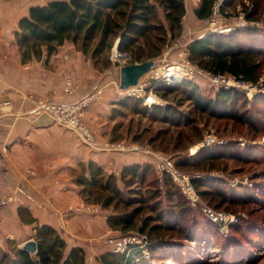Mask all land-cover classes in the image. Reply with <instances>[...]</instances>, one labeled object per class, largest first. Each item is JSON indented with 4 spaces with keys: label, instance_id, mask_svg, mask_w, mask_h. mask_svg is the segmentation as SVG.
Here are the masks:
<instances>
[{
    "label": "trees",
    "instance_id": "trees-1",
    "mask_svg": "<svg viewBox=\"0 0 264 264\" xmlns=\"http://www.w3.org/2000/svg\"><path fill=\"white\" fill-rule=\"evenodd\" d=\"M237 1L243 3V0ZM249 1L252 8L245 5L248 11L246 8L242 11L247 20L257 21L264 12V0ZM214 2L199 0L193 9L195 17L200 20L210 17ZM234 4L235 0L224 1V6L234 7ZM184 14V0H49L29 6L26 15L17 21L13 36L22 63L39 60L44 52L48 57L64 42H71L94 66L99 57L109 61L106 53L117 38L119 51L129 53L131 62H143L160 57L166 45L180 36ZM261 33L249 27L227 34L207 33L187 45V57L212 74H228L256 83L264 58V34ZM213 89L212 93L204 92L197 80L192 79L169 85L156 82L154 92L165 104H145L142 98L125 96L110 104L111 117L120 109L131 111L137 120L127 123L123 135L129 139L126 144L163 152L178 150L181 144H184L181 149L192 144L201 130L199 123L229 121L252 136L264 135V94L256 93L249 101L235 88ZM115 130H111L108 141L125 143L121 139L112 140L114 135L111 137V134ZM143 153L151 162L128 163L118 174L106 171L91 160L80 163L74 172L81 198L87 204L99 205L107 211L106 223L111 230L146 235L150 259L153 260L154 256L158 261L171 258L175 264L198 262V251L206 249L215 239L221 241L220 257L229 263L244 257L250 249L264 245V227H252L244 222L245 230L241 231L239 216L237 223L230 226L228 236L224 237L216 223L201 211V205H190L170 175L158 178L151 156ZM262 156L264 148L240 147L229 141L203 146L192 155L172 159L178 171L192 174L193 171H223L227 166L225 160L247 164ZM258 178L264 179L263 175L253 179ZM191 184L200 203L215 210L233 213L236 203L242 206L264 204V185L260 183H254L251 189H245L246 185L230 188L222 177L204 176L192 179ZM239 187L245 194L240 202L236 197ZM259 207L252 214L248 210L249 216L258 213ZM195 211L202 215L203 224ZM17 212L22 222H36L25 208L19 207ZM166 237L193 242L194 246L180 242L177 252L169 244L163 245ZM34 239L37 242L35 256L19 248H13V255H10L0 248V264L84 262L83 248L68 249L60 234L50 225L36 223ZM190 248L197 250L198 256L188 258L187 262L185 256ZM131 257L113 253L109 248L98 260L100 264H129Z\"/></svg>",
    "mask_w": 264,
    "mask_h": 264
},
{
    "label": "crops",
    "instance_id": "crops-1",
    "mask_svg": "<svg viewBox=\"0 0 264 264\" xmlns=\"http://www.w3.org/2000/svg\"><path fill=\"white\" fill-rule=\"evenodd\" d=\"M46 2L0 0V246L8 239L14 248L30 239L35 241L36 223L47 224L60 234L68 249L83 248V263L100 264L98 257L109 251L104 238L116 235V231L107 226L105 210L97 217L65 210L68 205L83 200L74 172L80 163L91 160L118 174L124 165L148 158L137 146H134L136 152L127 153L103 149L109 138L104 133L108 125L107 109L102 110L104 114H98L95 103L85 111L94 136V144L88 145L48 113L35 112L33 102L22 96L31 92L44 99L56 90L54 96L46 99L71 102L86 96L99 83L90 59L71 42H64L48 57L44 52L41 59L27 63L21 62L15 42H3L13 35L17 21L26 15L29 6ZM184 3L181 34H186L190 41L196 34L201 35V20L193 14L198 2ZM67 79L76 88L65 97L59 90ZM103 93L112 97L110 90ZM19 207L25 208L36 222H22L17 212Z\"/></svg>",
    "mask_w": 264,
    "mask_h": 264
},
{
    "label": "built area",
    "instance_id": "built-area-1",
    "mask_svg": "<svg viewBox=\"0 0 264 264\" xmlns=\"http://www.w3.org/2000/svg\"><path fill=\"white\" fill-rule=\"evenodd\" d=\"M184 1L193 3L199 2V0ZM224 1L225 0H215L216 3L214 2L215 4L213 5V12L211 16L201 19V29L204 35L206 33L212 32L227 34L237 29H243L256 25L254 21L246 19L243 11H238L237 15L234 17H226L225 13H220V7H224ZM187 39L188 36L182 33L176 39V41H172L171 43L167 44L163 52L162 60L158 61V63H156V65L148 73L142 76L136 86L130 87L124 91L119 90L120 94L142 98L145 104H152L155 103V101L151 102L149 101V98L151 96H157L153 94V91L151 89H149V91H145V88L147 87L149 82H163L169 85L179 82L183 79H193L197 77L196 75H200V77H202L203 79L205 78L206 85L213 88L224 87L246 89L248 87H252L251 83L243 80L240 77L236 78L228 74H212L190 62L187 57V45L189 43V40ZM174 47H178L175 49H178L179 51V53H177L178 56H176L175 60H164V57ZM110 59L118 68L127 64L134 63L131 62V56L129 53L121 52L118 49H114L112 51ZM75 88L76 86L72 82V80L67 79L65 81L62 93L63 95L69 96L74 92ZM254 92H263V90L257 88L254 89ZM101 94L102 88H95L94 91L86 94V96L82 97L81 100L77 102H64L60 104L45 103L42 101L43 98L32 93H26L24 94V97L33 102L35 112H47L56 123L65 127L66 129L76 132L83 142L88 145H92L94 143V136L83 123L82 119L84 117L85 110L82 111L81 108L83 106H86L89 101L100 97ZM156 103L163 104L165 102L159 99V102ZM217 142L219 141H216L215 137L212 134L207 133L204 136L203 144L214 145ZM237 144H239L240 146H244L245 142L243 140H240L239 142H237ZM103 147L108 150L120 151L136 149L134 146L125 145L123 142H105L103 144ZM144 152L151 156L152 164L156 170L158 178L162 179L165 174L170 175L172 181L180 188L182 193L189 200L190 205L193 207L201 205L200 208L204 215L209 220L216 223L219 232L223 236H226L229 232L230 226L237 223V215L223 210H215L211 207L201 204L191 184V180L194 178L213 176L214 174L203 175L199 173L189 174L180 172L174 167L173 160L170 157L162 153H154L148 148L144 149ZM98 209V206L87 204L83 200H79L77 203L67 207V210L71 212H86V210L97 211ZM106 244L107 246H109L110 250L113 253H124L126 256H132V264H140L142 259L147 260L148 264H152L149 252V241L147 236L144 234L129 232L126 234H120L118 236H110L107 237Z\"/></svg>",
    "mask_w": 264,
    "mask_h": 264
},
{
    "label": "rangeland",
    "instance_id": "rangeland-1",
    "mask_svg": "<svg viewBox=\"0 0 264 264\" xmlns=\"http://www.w3.org/2000/svg\"><path fill=\"white\" fill-rule=\"evenodd\" d=\"M47 1H49V0H47ZM243 3H244V5H243ZM243 3H240L239 1L235 0L234 7L225 5L224 7H220L219 12L222 14L225 13L226 17H234L237 15L238 11L240 12V11L244 10L245 8L248 11V8L246 6H248L249 8L250 7L252 8V4L249 0H243ZM223 4H224V2H223ZM252 21H254V20H252ZM254 22L256 23V25L249 27V28L250 29L256 28V30L261 31L262 32L261 34L263 35L264 34V12H262L260 15V18ZM243 29H245V28H243ZM200 30H201V35L196 34V36L191 37L189 43L196 37L204 36V34L202 33V29H200ZM174 41H176V40H174ZM3 42H15L14 36L12 35L11 37H6L5 41H3ZM115 42L113 43L112 48L109 51H107V53H106L107 58H108L107 60H109V61H105V57L102 56V57H99L98 61H96L94 64V69L96 70L97 79H98L99 83L92 89V91H94L95 88H102V94L100 97L89 101L86 104V106H83L81 108V110L86 111V108L88 106H90V104L92 105L93 103H95L94 106H95L97 113L99 112V113L104 114V111L102 112V110L107 109L108 125H107V129L104 132L105 135H107L110 138V132L114 128L116 130L114 131L115 133L111 134V137H112V135H114L112 137V140L115 138L114 140L120 141V139H121V140L125 141L124 144L127 145L126 141H129V139H127V138H125V136H123V135H125V129H126L127 123H129V120H137V116L134 115L128 109H120L119 111L116 112V115L111 117V111H110L111 106H110V104L113 103V101H115L121 97H125V95L120 94V91L118 88V85H119V68L117 66H115L110 59L112 51L114 49H117V46H115ZM175 48H178V47H174L172 50H170L168 52V54L164 57V60H166V59L168 61H174L175 60L176 56H178L177 53H179L178 49H175ZM16 51H17V48H16ZM162 57H163V55L160 56L159 61L162 60ZM260 70H261L260 76H259L258 81L256 83L247 81V82L252 84V87H248L246 89H237L240 92H242L246 96L247 100H249V101H251L252 97L257 93V92H254V89L259 88V89L263 90V92H258V93L264 94V86H263L264 58L262 60ZM196 76L197 77L193 78L192 80L193 81L197 80L198 85L202 88V90L204 92L212 93L214 91L213 87H209L206 85L205 78L203 79L202 77H200V75H196ZM64 84H65V82H64ZM155 86H156V82L151 81L148 83L147 87L145 88V91H149V89H151L153 91V94H155V92H154ZM105 89L110 90V92H111L110 94L112 97H109V96L107 97L104 95L103 92L105 91ZM62 90H63V88L61 87V90H59L60 91L59 93L61 95H63ZM56 93H57L56 90H52V91H50V94L48 95V97L54 96ZM32 94H34V93H32ZM22 96H24V95H22ZM63 96L67 97L66 95H63ZM48 97H46V98H48ZM46 98L42 99V101L45 103H53V104L64 103L63 102L64 100L55 101V100H52L51 98L48 100ZM79 100H81V98L76 100V101H71V102H77ZM157 100L159 102L158 98H157ZM105 104H106V106H105ZM155 104H157V103L155 102ZM38 112H44V111H38ZM85 114H86V112H85ZM85 114H84V117L82 120H83L84 125L91 132V130H90V128L86 122ZM199 128L201 130L198 133L199 134L198 138L196 140H193L192 144H190L187 148L184 147L183 149H181V147H183V145H184V144H181L178 147L179 148L178 150H175L172 152H169V151L163 152V151H160L158 149H156V150L151 149V150L154 153H160V154L162 153V154L170 157L171 159H172V157L174 159H181L185 156L192 155L200 147L209 146V145L203 144L204 143V136L207 133L212 134L215 137L216 141L217 140L219 141L216 144L210 145V146L225 144L229 141H234L237 143L240 140H243L245 142L244 146H249L252 149L256 148V146H257V148L258 147L264 148V135L252 136L251 134L245 133L246 132L245 130H243L242 128H239L238 126L233 125L229 121H226V122L222 121V122H218V123L216 122V124L215 123H209V124L208 123H199ZM109 138H108V140H109ZM220 141H222V142H220ZM107 142L110 143L112 141H107ZM129 145L135 146L132 144H129ZM240 147H242V146H240ZM103 149L106 151H109L111 153L136 152L135 149L134 150H124V151L108 150L105 147H103ZM139 149L141 152L144 151L143 147H139ZM140 154H142V153H140ZM147 161L151 162L150 160H147ZM248 162L249 163H247V164H240V163L231 162L229 160H225L224 163H226L227 166L223 167V171H220V170L219 171H211V172L193 171L192 174H195V173H199V174H203V175H205V173H208V175L214 174L213 176L222 177L225 180V182H227L230 185V188H237L238 185H240V186L246 185L245 189H247V188L251 189V186L254 183H260V184L264 185V179H261V178L253 179L255 176H260V175H263V178H264V157L262 156V157L256 159V161L250 160ZM208 171H210V170H208ZM28 173H30V171H28ZM236 190H238L239 192H237ZM236 190H235L236 191V197L239 199L238 201L240 202L242 200L241 196H245V194H242V193H244V191L243 192L240 191L241 190L240 187ZM71 205H73V204H71ZM92 205H95V204H92ZM68 206H70V205H68ZM96 206H98V208H99L97 211H87L86 210V212H82V213H86L92 217H97V216L101 215L103 213L102 212L103 209H101L99 205H96ZM67 207L65 208V210L67 212L75 213V214L81 213V212L68 211ZM258 207L260 208L257 210L258 213H256V214L253 213L254 215H252L250 217L248 210L252 214V212H254V210L257 209ZM195 209L199 210L198 208H195ZM234 210L235 211L233 212V214H235L241 218V225H240V226H242L241 231L245 230L244 229L245 225L243 224L244 222L252 224V227H255V226L264 227V215H262V214H264V204L242 206L241 203H238V204L236 203V205L234 206ZM195 212L199 216L200 224H203L204 219H203L202 215L198 211H195ZM230 213H232V212H230ZM120 234L121 233L116 232V235L106 236L104 238L105 243L107 241V237L118 236ZM228 234H229V232H228ZM228 234L226 236H228ZM166 239L167 240L165 243H163V245L168 246V244H169V246L174 251H177V252L179 251L180 242H181V244H184V245L189 244V246H194L193 242L181 241L177 238L166 237ZM0 248L7 251L10 255H13V248L14 247H12V243H10L9 239L6 240L4 245L2 247L0 246ZM108 248H109V246H108ZM188 250L190 252L188 254H186L185 260H187L188 258H197L195 256H198V252H200L199 260H198V262H196L194 264H264V245H261L257 249H250L251 251L247 252L244 255V257L237 259L236 262H233V263H229L227 261H224L220 257V254L222 252V246H221V241L218 239L213 240V242H210V244L207 246L206 249L202 248L198 252H197V250H194L192 248H190ZM154 257L155 258H153L152 264H175L171 258H165L162 260L160 259L161 261H158L156 259V256H154ZM187 262H189V261L187 260ZM140 264H148V261L145 259H142Z\"/></svg>",
    "mask_w": 264,
    "mask_h": 264
},
{
    "label": "water",
    "instance_id": "water-1",
    "mask_svg": "<svg viewBox=\"0 0 264 264\" xmlns=\"http://www.w3.org/2000/svg\"><path fill=\"white\" fill-rule=\"evenodd\" d=\"M118 40L117 38L115 46H117ZM158 61L159 58H153L119 67V90L124 91L130 87L136 86L139 79L148 73ZM19 249L27 251L31 256H35L37 253V242L30 239L24 242Z\"/></svg>",
    "mask_w": 264,
    "mask_h": 264
},
{
    "label": "bare ground",
    "instance_id": "bare-ground-1",
    "mask_svg": "<svg viewBox=\"0 0 264 264\" xmlns=\"http://www.w3.org/2000/svg\"><path fill=\"white\" fill-rule=\"evenodd\" d=\"M149 100H150L151 102H153V101L158 102L157 98H156V97H153V96H151V97L149 98ZM172 251H173V250H172ZM177 258H178V257H177Z\"/></svg>",
    "mask_w": 264,
    "mask_h": 264
}]
</instances>
